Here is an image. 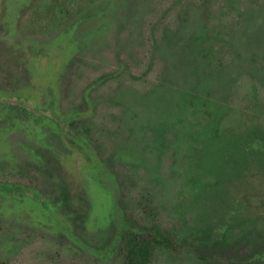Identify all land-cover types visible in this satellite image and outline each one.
I'll return each mask as SVG.
<instances>
[{"label": "rangeland", "instance_id": "obj_1", "mask_svg": "<svg viewBox=\"0 0 264 264\" xmlns=\"http://www.w3.org/2000/svg\"><path fill=\"white\" fill-rule=\"evenodd\" d=\"M124 214L264 264V0H0V264H125Z\"/></svg>", "mask_w": 264, "mask_h": 264}, {"label": "trees", "instance_id": "obj_2", "mask_svg": "<svg viewBox=\"0 0 264 264\" xmlns=\"http://www.w3.org/2000/svg\"><path fill=\"white\" fill-rule=\"evenodd\" d=\"M123 223L116 253L124 259L125 264H151L153 257L159 250H166L177 255L187 254L200 262L212 261V257L216 254L214 249L209 248L208 251H205L204 247L206 246L204 245H197L198 250L192 246H187L180 251V245L184 247L186 241L179 245L168 232L158 225L147 226L142 221L126 214L123 216ZM222 264L241 263L231 262L227 258V261L224 260Z\"/></svg>", "mask_w": 264, "mask_h": 264}]
</instances>
